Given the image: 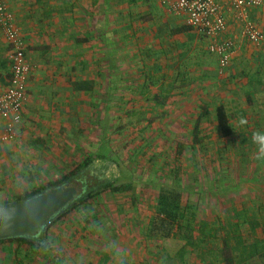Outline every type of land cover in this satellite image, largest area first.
<instances>
[{
	"label": "rangeland",
	"instance_id": "rangeland-1",
	"mask_svg": "<svg viewBox=\"0 0 264 264\" xmlns=\"http://www.w3.org/2000/svg\"><path fill=\"white\" fill-rule=\"evenodd\" d=\"M124 14L147 24L143 38L119 33V40L110 39L106 67L93 71L97 79L88 93H79L77 104L67 105L68 119L61 112L55 128L49 126L51 133L40 135L31 128H46L33 125L35 121L28 122L22 114L15 134L4 140L8 118L3 117L0 203L41 190L93 155L115 159L122 172L120 182L131 189L98 192L48 223L42 236L50 253L16 241L0 242V264H119L125 258L134 264H223L219 252L228 223L238 225L246 243L264 238V119L249 102L247 88L239 99L231 89L233 82L250 77H258L260 85L264 71L245 69L235 79L228 71L232 64L221 70L215 53L204 48L193 32L170 37L172 29L160 23L161 18L156 20L159 25L149 23L151 12L137 6ZM20 36L26 52L28 42L21 31ZM114 48L121 54H114ZM39 55L37 66L50 56L47 50ZM154 93L163 105L155 102ZM219 104H224L234 128L225 138L216 130ZM161 187L181 192L182 227L187 222L194 226L189 234L192 245L178 237L183 233L179 226L169 238L147 236ZM246 212L262 223L256 233L243 220ZM202 221L219 228L205 250L199 235ZM249 264H264V255L253 257Z\"/></svg>",
	"mask_w": 264,
	"mask_h": 264
},
{
	"label": "crops",
	"instance_id": "crops-1",
	"mask_svg": "<svg viewBox=\"0 0 264 264\" xmlns=\"http://www.w3.org/2000/svg\"><path fill=\"white\" fill-rule=\"evenodd\" d=\"M9 1L12 7L11 10L15 13L16 22L19 24V30L28 42L27 58H30V62H33L34 65H31L32 70L27 83V99L23 105V115L25 120L28 119V122L35 121L32 123L33 125H42L46 128L43 130L40 127L37 129L31 128L32 131L40 135L51 133L49 126H53L61 112L64 114L63 118L68 119L67 105L77 104L79 93H88L92 89V80L97 79L93 71L106 67L104 56L108 52L112 37L119 40L120 33L121 37L143 38L142 30L147 28V24L141 23L137 19L138 16H134L135 18L131 21V18L128 19L129 14H124L134 6L143 11L148 10L151 12L149 23L151 21L157 25L162 23L172 29V35L169 34L170 37L193 32L192 34L202 40L204 48L207 50L210 42L209 39L192 30L185 23L186 20L183 15L168 12L159 0H148L150 1L148 4L143 3L144 0H136L135 2L129 0L124 6L118 4L119 0H34L27 4L14 2L17 0ZM249 15L257 24L258 29L264 32V4L250 9ZM226 16L227 29L221 34V39H232L238 45V50L235 47L234 53L231 55L230 65L232 64V67L228 71L234 72L235 79L239 76L237 74L245 69H247V72L253 71V68L264 71V42H252L243 38L240 35V24L230 10L226 12ZM160 18V23L156 22ZM142 25L143 27H141ZM186 26L189 27L185 28ZM179 28L184 29L177 31ZM179 37L182 39V36ZM183 45L184 41L182 40V50ZM242 47H245V50L249 51L250 54H245ZM159 48L160 46L155 47L157 50H160ZM135 49H133V54ZM43 50H47L50 56L47 61H42L37 66L36 63H39L38 58H41L39 52ZM185 51L186 49L183 50V53ZM9 54L10 44L3 32L0 31V93L7 88L8 84ZM114 54L120 55L121 52L119 49L114 48ZM128 54L130 53L128 52ZM214 55L218 60L217 54ZM237 56L240 57L236 58ZM259 58L263 59V64L259 63ZM168 60L169 57L164 62L166 68ZM157 63L160 64L158 61ZM262 77L260 85L256 84L258 77L253 78V80L250 77L247 81L233 82L231 89L234 90L235 96L239 99L244 96V93L242 95V89L247 88L244 92L249 96L251 95L249 102H252L253 109L258 110L263 120L264 76ZM79 81L84 82L87 88L90 86V89H75V83ZM246 100H248V97ZM4 122V118L0 116V123ZM53 128L55 127L53 126ZM21 133L23 134L25 131ZM19 144L25 147L27 145L22 140L19 141ZM123 258L125 257L123 256ZM125 261L134 264L127 258H125Z\"/></svg>",
	"mask_w": 264,
	"mask_h": 264
},
{
	"label": "trees",
	"instance_id": "trees-1",
	"mask_svg": "<svg viewBox=\"0 0 264 264\" xmlns=\"http://www.w3.org/2000/svg\"><path fill=\"white\" fill-rule=\"evenodd\" d=\"M186 26L185 28H188ZM191 28V27H190ZM184 28H179L180 31ZM75 89H90L84 85V82H76ZM160 95V94H159ZM153 98L158 105H163V101L159 100L157 93H154ZM216 130L219 137L225 138L233 134L234 128L230 122V117L225 109L224 104H219L216 107ZM121 170L115 159H112L104 155H93L86 158L82 164L75 169L70 170L67 174L59 178L54 182L45 184L41 190L29 192L21 196L16 200H27L35 195L52 190L60 185H66L69 182L77 185L80 192L79 196L74 202L69 204L58 214H56L50 221L56 220L64 212L70 209L77 203H85L89 198H93L98 192L106 189H110L112 192L129 191L131 189L130 184H123L121 181ZM181 192L175 188L161 187L157 195V201L155 205V212L151 216L147 236L148 237H162L169 238L176 234V227H181L183 233L178 235L182 239H188V244H193L192 236L189 234L193 231L194 226L191 222L185 223L182 227L181 217ZM245 220L251 229L252 233H256L257 228L262 224L260 219L256 216H250L248 212L244 213ZM194 216V215H193ZM207 221L200 223V241L206 243L204 250L207 247L209 240L217 237L219 228L207 226ZM223 227V226H222ZM183 228V229H182ZM225 229V234L222 238L219 256L220 262L223 264H249V261L253 257H262L264 255V238L256 237L253 242L246 243L244 240L238 225L235 223H228ZM180 231V232H181ZM16 241L22 244L33 245L41 248L44 251L49 252L42 232L35 237L17 236L14 238L0 239V242ZM50 253V252H49ZM129 264V263H119Z\"/></svg>",
	"mask_w": 264,
	"mask_h": 264
},
{
	"label": "built area",
	"instance_id": "built-area-1",
	"mask_svg": "<svg viewBox=\"0 0 264 264\" xmlns=\"http://www.w3.org/2000/svg\"><path fill=\"white\" fill-rule=\"evenodd\" d=\"M166 10L185 17V23L200 36L210 40L208 50L218 55L221 70L231 62L235 44L232 39H221L226 31V12L231 11L238 20L240 34L252 42H263L264 32L250 18L249 10L264 4V0H159ZM0 31L10 44V72L7 88L0 93V116L6 117L3 139L12 138L15 128L21 124L23 105L27 99V83L32 66L29 64L25 46L10 11L8 0H0ZM51 221H49L50 223Z\"/></svg>",
	"mask_w": 264,
	"mask_h": 264
},
{
	"label": "water",
	"instance_id": "water-1",
	"mask_svg": "<svg viewBox=\"0 0 264 264\" xmlns=\"http://www.w3.org/2000/svg\"><path fill=\"white\" fill-rule=\"evenodd\" d=\"M76 185H60L27 200L0 203V239L35 237L51 218L79 196Z\"/></svg>",
	"mask_w": 264,
	"mask_h": 264
},
{
	"label": "flooded vegetation",
	"instance_id": "flooded-vegetation-1",
	"mask_svg": "<svg viewBox=\"0 0 264 264\" xmlns=\"http://www.w3.org/2000/svg\"><path fill=\"white\" fill-rule=\"evenodd\" d=\"M77 186V185H76Z\"/></svg>",
	"mask_w": 264,
	"mask_h": 264
}]
</instances>
